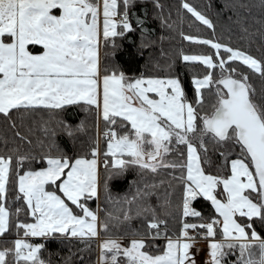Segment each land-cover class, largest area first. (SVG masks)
Here are the masks:
<instances>
[{
    "label": "snow or ice",
    "instance_id": "6c2138e0",
    "mask_svg": "<svg viewBox=\"0 0 264 264\" xmlns=\"http://www.w3.org/2000/svg\"><path fill=\"white\" fill-rule=\"evenodd\" d=\"M137 4L0 0V119L12 131L0 138V237L6 238L0 264H52L42 256L46 244L29 236L79 241L83 247L70 248L62 264L83 262L90 242L109 233L110 223L127 225L132 238L127 246L116 236L100 239L98 264H200V240L207 245L203 264H264V87L252 83L254 74L264 80V31L250 30L240 15L254 5L219 0L216 14L229 32L236 24L249 47L259 35V56L233 45L231 36L218 37L213 19L182 0V8L211 30L210 36L181 32L207 48L180 53L185 68L199 69L190 76L189 96L174 61L163 75H130L111 63L118 38H130L134 30L150 38L155 31L146 27L147 0L142 15ZM151 7L163 26L173 27L161 0H151ZM259 7L264 11V0ZM260 20L264 24V16ZM73 107L94 111L105 123L83 155L68 154L56 142L58 130L75 137L84 129L83 122L74 126L64 118ZM101 135L102 163L110 165L105 199L121 206L119 213L104 208L103 219L101 204L92 209L87 203L101 199ZM173 145L177 160L168 159ZM130 166L142 174L141 182L132 196L114 199L108 180L123 177ZM160 170L165 175L159 179L143 178ZM198 198L210 202L207 216L193 206ZM21 213L31 219H20ZM141 217L143 230L131 224ZM168 217L181 225L175 237ZM14 229L15 238L8 239Z\"/></svg>",
    "mask_w": 264,
    "mask_h": 264
},
{
    "label": "trees",
    "instance_id": "16d2710c",
    "mask_svg": "<svg viewBox=\"0 0 264 264\" xmlns=\"http://www.w3.org/2000/svg\"><path fill=\"white\" fill-rule=\"evenodd\" d=\"M144 0H138L137 9L138 14L142 15L144 9L140 5ZM164 5V15L168 16L171 14V19L169 23H173V27L168 28L161 24V20L153 15V9L151 7V0H147L148 3V23L146 27L149 29H155L150 38H142L139 30H134L131 33L130 38L120 40L118 42L121 44V47L117 50L114 59L111 63L116 64L120 69L126 71L130 75H136L139 73H147L150 75H163L167 71L165 65L175 62L173 66V71H179L182 79L187 85L188 95H192L191 85H190V76L193 71H198L199 69L185 68L184 62L179 59L181 51L187 53H201L207 50L206 46L189 42L183 38L181 32L183 31L186 34H194L201 36H210L211 30L207 29L206 26L202 25L200 22L195 21L194 17L190 13H187L185 9L182 8V0H161ZM195 7H197L202 12H205L217 25L216 35L225 40L231 36V43L236 46L247 48L249 51L256 55H260V36L257 35L256 39L252 41L251 47H249V42L246 38L241 39L243 35L240 33L239 28L236 24L231 25V32H229L228 27L225 24V21L217 16L216 6L219 4V0H211V3L214 5L209 8L208 4L210 0H189ZM254 5L250 12L240 10V15L247 17V24L250 26V30L260 29L264 31V24L261 23L260 18L264 16V11L259 7L260 0H247ZM235 20V16L233 17ZM135 24V20H133ZM163 37V39H161ZM142 42H147L149 47H141ZM161 53H164L163 55ZM104 49L102 46L101 57L103 59ZM103 66V64H102ZM252 83L257 89L264 87V80L259 78L257 75H253ZM46 118V113L43 114ZM64 118L68 120L72 125H79L81 122L84 124V129L75 134V137H70L63 131L57 132L56 142L63 148L68 154H86L88 152V146L91 145L96 139V130H97V116L94 111H85L83 107H73L70 108L65 114ZM36 120L41 119V114L35 116ZM104 124V123H103ZM103 131L105 130V125L102 126ZM26 130V129H25ZM40 133L37 132V135ZM4 135L8 137L12 136V131L7 127L6 123L0 119V138ZM35 139V136L33 137ZM105 142L103 136L100 140V149L103 152L105 150ZM3 148L2 142H0V149ZM173 152L169 154V160L179 159V152H177L176 146L173 145ZM88 158H91L89 155ZM103 159V157H102ZM109 159L111 157L109 156ZM215 159V154L213 155ZM110 168L103 166V169L100 173L101 178V199L99 203L101 204V219L104 218V208H107L109 211L119 213L121 211L120 204H114L105 199L104 192V181L107 178V172ZM167 171H171L168 169ZM141 173L138 172L134 167H129L128 171L123 177L112 178L108 180L109 193L114 199L122 200L125 196H132L135 193L137 182H141ZM164 170H160L159 173L146 172L143 173V178L145 180L151 181L153 179H159L161 176H164ZM162 191V190H161ZM179 195L177 191L176 196ZM176 197H173L175 201ZM9 204L12 205L11 197H9ZM15 207L16 205H12ZM92 206L95 209L96 203L92 202ZM193 206L197 210L201 211L205 216L208 215L210 210V202L204 200L203 198H198L193 202ZM134 207V206H133ZM13 224L15 222V215L12 217ZM20 219H31L30 217H25L23 213L20 214ZM191 221L192 218H186ZM169 223L168 228L170 235L175 237L178 234V229L180 228V223L178 219H173L168 217ZM131 224L134 227L141 228L143 230V218H134L131 221ZM259 229V224H257ZM23 235L21 231V236ZM108 235L116 236L121 238L125 243H128L132 238V231L128 229L127 225H123L120 228L113 227L110 223V232L102 234L101 238H106ZM15 238V229L12 233L9 234L8 239ZM5 237H0V247L5 246L3 241ZM32 243H45L46 247L42 249V256L45 259H50L52 264H62L64 257L68 254L70 248L75 249L76 247H83L79 241H73L69 243L67 240L63 243L58 240H47L43 238L31 240ZM91 247L84 252V260L80 261L78 258L74 260V264H98V246L97 241L93 239L91 242ZM156 244L163 246L165 241L159 239L156 241ZM154 250V248H153ZM77 253V257H79ZM119 259H123L122 257ZM230 259H235L231 257Z\"/></svg>",
    "mask_w": 264,
    "mask_h": 264
},
{
    "label": "rangeland",
    "instance_id": "374dc122",
    "mask_svg": "<svg viewBox=\"0 0 264 264\" xmlns=\"http://www.w3.org/2000/svg\"><path fill=\"white\" fill-rule=\"evenodd\" d=\"M104 123V121L102 120V119H100L99 121H97V124H98V127H97V130H96V136H98V132L99 133H103V128H102V126L103 125H105V123ZM101 137H102V135L100 136V140H101ZM99 147H100V144H99ZM105 148H106V146H105ZM102 151H101V157H100V159H101V163H100V166H99V169H98V172H99V182H100V188H101V178H100V173H101V170L103 169V166H105L103 163H102V161H103V159H102ZM93 201H95V203H96V207H95V209L97 208V204L99 203L95 198H93V199H90V200H88L87 201V203L89 204V206L92 208V209H94L93 208V206H92V202ZM37 239V238H41V237H27V239H29V241L31 242V240L32 239ZM130 242V241H129ZM129 242L128 243H125V242H123V241H121V243L122 244H125L126 246L129 244ZM206 242L204 241V240H200L199 241V243H197V245H196V247H198V248H200L201 249V251L200 252H198L197 253V256H196V258H197V260L200 262V264H203V262L207 259V252H206Z\"/></svg>",
    "mask_w": 264,
    "mask_h": 264
},
{
    "label": "crops",
    "instance_id": "0c3cea01",
    "mask_svg": "<svg viewBox=\"0 0 264 264\" xmlns=\"http://www.w3.org/2000/svg\"><path fill=\"white\" fill-rule=\"evenodd\" d=\"M36 239V238H35ZM37 239H40V238H37ZM100 239H103V238H101V237H98V238H95V240L97 241V246H98V257H99V242H100ZM32 240H34V239H32ZM122 241V240H121ZM202 241V240H201ZM198 243H199V241H198Z\"/></svg>",
    "mask_w": 264,
    "mask_h": 264
}]
</instances>
